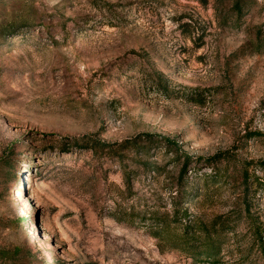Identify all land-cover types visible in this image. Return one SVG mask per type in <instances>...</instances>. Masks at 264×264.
Listing matches in <instances>:
<instances>
[{
  "label": "rangeland",
  "instance_id": "obj_1",
  "mask_svg": "<svg viewBox=\"0 0 264 264\" xmlns=\"http://www.w3.org/2000/svg\"><path fill=\"white\" fill-rule=\"evenodd\" d=\"M140 133L193 157L217 264H264V0H0V264H213L176 248L180 164L117 146Z\"/></svg>",
  "mask_w": 264,
  "mask_h": 264
},
{
  "label": "trees",
  "instance_id": "obj_2",
  "mask_svg": "<svg viewBox=\"0 0 264 264\" xmlns=\"http://www.w3.org/2000/svg\"><path fill=\"white\" fill-rule=\"evenodd\" d=\"M203 2L204 0H196ZM235 11L241 12V7L237 3L234 4ZM90 149L96 150L107 149L108 151L113 150V146L110 144L99 142L98 140L90 142ZM76 144V143H75ZM153 144H160L165 147V152L170 153L176 163L180 164L178 175L176 179V188L178 199L181 200L176 202L172 211V218L175 224H177L179 243L176 245L180 251L186 252L194 258L203 259L207 262L217 264V258L219 254L220 244L216 236V224L215 222L206 225L198 217L190 218L187 209L181 205L183 199L188 195L185 190L186 182H182L183 176L187 171V167L191 163L193 157L183 149L182 145L171 138L162 134L153 133H140L131 140H126L123 143L118 144L119 148L131 152L134 158H141L146 154H149V149ZM140 160V159H139ZM9 163V162H8ZM144 168H149L148 163H140ZM156 170V167H153ZM153 169V172H155ZM20 219L23 220L22 217ZM161 226V225H160ZM161 233L160 229H155Z\"/></svg>",
  "mask_w": 264,
  "mask_h": 264
},
{
  "label": "bare ground",
  "instance_id": "obj_3",
  "mask_svg": "<svg viewBox=\"0 0 264 264\" xmlns=\"http://www.w3.org/2000/svg\"><path fill=\"white\" fill-rule=\"evenodd\" d=\"M29 206H30L29 203H27V209H28V210L30 209ZM23 207H24V205H23ZM27 212H28V211H27Z\"/></svg>",
  "mask_w": 264,
  "mask_h": 264
}]
</instances>
